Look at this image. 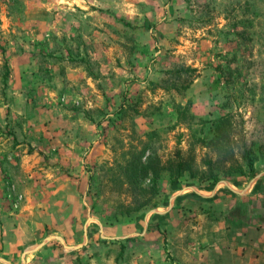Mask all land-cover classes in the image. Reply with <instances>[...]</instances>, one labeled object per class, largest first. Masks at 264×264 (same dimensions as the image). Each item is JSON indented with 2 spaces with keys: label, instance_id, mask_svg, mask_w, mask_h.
Listing matches in <instances>:
<instances>
[{
  "label": "rangeland",
  "instance_id": "1",
  "mask_svg": "<svg viewBox=\"0 0 264 264\" xmlns=\"http://www.w3.org/2000/svg\"><path fill=\"white\" fill-rule=\"evenodd\" d=\"M0 264H264V0H0Z\"/></svg>",
  "mask_w": 264,
  "mask_h": 264
},
{
  "label": "trees",
  "instance_id": "2",
  "mask_svg": "<svg viewBox=\"0 0 264 264\" xmlns=\"http://www.w3.org/2000/svg\"><path fill=\"white\" fill-rule=\"evenodd\" d=\"M6 66V64H5ZM197 72L196 67L191 66H181L177 69H171L166 73L172 74V77L175 75V79L171 82V85L168 88L176 89V90H186L191 86V83L194 81L196 75L194 73ZM245 158L248 160L251 168L254 167V162L256 158L254 154L248 150L245 154ZM211 164V161H208Z\"/></svg>",
  "mask_w": 264,
  "mask_h": 264
},
{
  "label": "crops",
  "instance_id": "3",
  "mask_svg": "<svg viewBox=\"0 0 264 264\" xmlns=\"http://www.w3.org/2000/svg\"><path fill=\"white\" fill-rule=\"evenodd\" d=\"M250 184L245 188V190L243 189L244 192H245V194L252 192V190L255 188V186L257 184V180L256 179L255 180H252V182ZM245 200H248V196L246 197Z\"/></svg>",
  "mask_w": 264,
  "mask_h": 264
}]
</instances>
